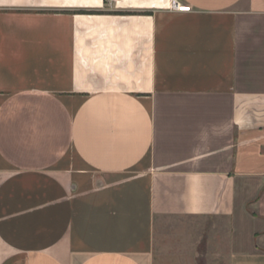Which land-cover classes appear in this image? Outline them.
<instances>
[{
	"label": "crops",
	"instance_id": "crops-1",
	"mask_svg": "<svg viewBox=\"0 0 264 264\" xmlns=\"http://www.w3.org/2000/svg\"><path fill=\"white\" fill-rule=\"evenodd\" d=\"M179 1L0 0V264H264V0Z\"/></svg>",
	"mask_w": 264,
	"mask_h": 264
},
{
	"label": "rangeland",
	"instance_id": "rangeland-1",
	"mask_svg": "<svg viewBox=\"0 0 264 264\" xmlns=\"http://www.w3.org/2000/svg\"><path fill=\"white\" fill-rule=\"evenodd\" d=\"M203 222H204V221H203ZM203 222H202V223H199V222L196 223V225H197V228H196V229H198V232H197L198 235H200V234H202V233H206V230L208 231V230L210 229V228H208V227H209V225L211 224L212 221H209V223H207L206 225H204ZM192 225H193V223H189V224H188L189 227L192 226ZM196 225H195V226H196ZM198 225H199V226H198ZM193 226H194V225H193ZM203 226H204V227H203ZM202 227H203L204 229H203ZM194 228H195V227H194ZM196 229H195V230H196ZM203 230H204V231H203ZM193 231H194V230H193ZM166 236H167V237H168V236H170V237H174V230L168 231ZM192 236H193L192 239L194 240V238H195V237H194V234H193ZM170 248H171V247H170ZM171 249H172V248H171ZM200 264H203V263H200Z\"/></svg>",
	"mask_w": 264,
	"mask_h": 264
},
{
	"label": "built area",
	"instance_id": "built-area-1",
	"mask_svg": "<svg viewBox=\"0 0 264 264\" xmlns=\"http://www.w3.org/2000/svg\"><path fill=\"white\" fill-rule=\"evenodd\" d=\"M112 1H115V0H107L108 3H111ZM170 9H173V10H183V5L180 3L179 0H170V6H169Z\"/></svg>",
	"mask_w": 264,
	"mask_h": 264
}]
</instances>
